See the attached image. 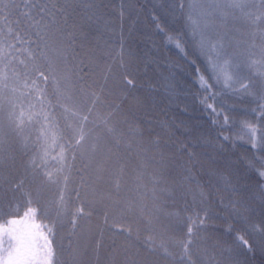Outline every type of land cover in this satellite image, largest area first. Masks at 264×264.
<instances>
[{
  "label": "trees",
  "instance_id": "1",
  "mask_svg": "<svg viewBox=\"0 0 264 264\" xmlns=\"http://www.w3.org/2000/svg\"><path fill=\"white\" fill-rule=\"evenodd\" d=\"M93 2L94 15L83 7L57 14L48 47L37 50L34 61L18 54L27 68L14 62L21 73L34 75L35 64L49 74L47 91L53 104V78L78 100L88 103L91 93L100 99L89 115L88 139L67 153L61 172L49 156L50 171L58 177L55 184L26 168L39 150L40 124L12 128L5 103L0 112V224L22 219L26 193H31V206L43 212H37L36 222L54 227L53 264L70 263L86 228L92 234L79 250V264H88L87 253L92 259L95 255L91 264H264V178L258 174L264 169V149L251 146V140L259 144L264 137L260 29L238 22L239 31L230 34L232 70L249 83V92L237 84V90L217 85L206 93L198 87L196 69H205L207 61L194 46L187 15L210 10L213 0H186L183 13L169 11V0ZM250 2L258 11L260 0ZM16 11L8 8L3 15L15 19ZM169 35L184 42L183 52L168 42ZM253 60L257 63L250 67ZM204 96L211 97L208 102L221 113L219 118L201 103ZM108 113L117 130L112 135L100 119ZM55 114L64 127L62 109L56 107ZM224 115L229 117L227 125ZM246 125L256 130L251 140ZM20 182L23 190L13 191ZM61 193L67 211L58 215ZM77 208L83 213L73 227ZM205 211L209 218L197 230L189 217ZM189 227L191 256L181 259ZM241 233L254 245L253 252L237 245L235 237ZM149 236L154 240L151 250L145 247Z\"/></svg>",
  "mask_w": 264,
  "mask_h": 264
},
{
  "label": "snow or ice",
  "instance_id": "2",
  "mask_svg": "<svg viewBox=\"0 0 264 264\" xmlns=\"http://www.w3.org/2000/svg\"><path fill=\"white\" fill-rule=\"evenodd\" d=\"M78 7H83L85 11H91L94 15L96 5L93 0H64L63 3H58V0H20L19 4L15 0H11L9 4L0 0V24L3 25L0 26V112L4 111L5 103H7V119L14 129H22L27 124H40L42 133L37 138L39 150L26 162V168L42 175L47 182L53 184L58 183V177L50 171L49 156L51 155V159L61 166L56 169L58 173L61 172L62 166L68 159L67 153L74 148L81 147L88 139L89 130L86 125L89 122V115L95 110L100 98L96 93H91L90 101L85 103L78 100L67 89H61L53 78V84L56 85V103L53 104V98L47 91L49 74L35 64L32 66L34 75L28 72L21 73L14 67V62L18 60L27 68V61L19 59L18 54L23 53L28 61H34L36 51H42L43 48L48 47L54 17L57 14L63 15L69 9L75 11ZM185 7L186 0H169L168 8L173 13L177 10L183 13ZM8 8L13 11L18 10L15 19H10V14L3 15L4 10ZM254 8H257V5L250 0H213L210 10L199 16L193 17L191 12L188 13L187 28L191 32L194 46L198 54L204 56L207 61L205 69H196L198 87L204 92H212L217 85L237 90V84L244 93L249 92V83L244 82L239 72L232 70L234 57L229 49L233 47L230 34L233 31H239L236 26L238 22L259 28L261 39L264 40V0H260L258 11H253ZM91 19L92 16L89 15L87 20ZM156 27L161 32L164 31L160 24ZM167 40L181 52L184 51V42L180 38L169 35ZM256 63L255 60L250 61V67H254ZM259 63L264 69V58ZM9 69H11V74ZM258 71L260 76L264 77V70ZM248 79L250 81L251 77ZM127 83L132 84L133 81L129 79ZM9 93L15 98H10ZM210 98L204 96L201 103L219 118L221 113L212 103L208 102ZM56 107L62 109L63 119L66 121L64 127L60 126L56 117ZM259 111L261 115H264V104L260 105ZM110 117L111 113H108L106 117H100V119L107 132L112 135L117 130L111 125ZM223 123L225 125L229 123L227 115L223 116ZM246 127L249 129L251 140L256 130L251 126L246 125ZM223 139L228 140L229 137L224 136ZM251 146L264 149V137H261L259 144L251 140ZM3 151V141L0 140V153ZM258 174L264 178V169ZM188 179L194 180V177L190 176ZM22 190L23 182L17 183L13 188V191ZM32 203L31 193H26L25 207L27 210L23 218L7 219L4 224H0V264H53L54 227L50 224L36 222L37 212L41 210L38 207H32ZM56 208L58 215L67 211V200L63 193L58 196ZM82 213V208H77L72 213L73 227ZM13 214L12 212L7 213L9 216ZM15 214L18 215V212ZM41 216H43L42 211ZM208 218L206 211L203 215L197 212L195 219L189 217V221L199 230ZM0 219L4 217L0 216ZM151 222L149 220V223ZM228 230L232 231L231 226ZM261 231L264 233V225H261ZM192 232L193 228L189 227L188 239L181 245L184 252L181 259L191 256ZM235 239L239 247L248 252L254 251V245L250 243L245 234H238ZM153 243V238L149 236L145 240V247L151 250ZM260 243L261 251L264 252V239ZM165 254H167V249H165Z\"/></svg>",
  "mask_w": 264,
  "mask_h": 264
},
{
  "label": "rangeland",
  "instance_id": "3",
  "mask_svg": "<svg viewBox=\"0 0 264 264\" xmlns=\"http://www.w3.org/2000/svg\"><path fill=\"white\" fill-rule=\"evenodd\" d=\"M90 231L91 230H89L88 228H86V230H85V235H86V238L85 237H80V240H79V242H77L78 244L77 245H75L74 246V254L72 255V260L70 261V263L69 264H79L80 263V261H81V259L82 258H80L78 255H79V250H84L83 248H82V246L83 245H85L86 244V242H87V240L90 238V236H91V234L92 233H90ZM90 236H89V235ZM87 235L89 236L88 237V239H87ZM82 236V235H81ZM90 246V244H87L86 245V249H88V247ZM85 248V247H84ZM87 256H88V259H89V261H87V263L88 264H91V261H94L95 260V255H94V257H93V253H92V257H93V259L91 258V256L89 255V253H87ZM93 264V263H92Z\"/></svg>",
  "mask_w": 264,
  "mask_h": 264
}]
</instances>
